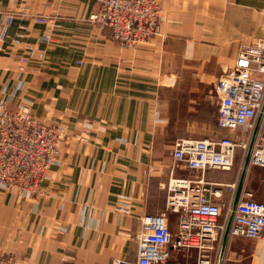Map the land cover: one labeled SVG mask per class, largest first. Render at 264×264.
<instances>
[{
  "label": "crops",
  "instance_id": "obj_1",
  "mask_svg": "<svg viewBox=\"0 0 264 264\" xmlns=\"http://www.w3.org/2000/svg\"><path fill=\"white\" fill-rule=\"evenodd\" d=\"M157 1L166 18L161 33L130 50L91 22L97 0H54L52 7L50 0H0L1 8L29 6L58 24L37 74L4 75L21 54L7 42L0 57V98L11 109L29 106L47 124L67 130L39 198L0 193V246L16 264L136 261L141 217L167 213L172 178L200 176L175 166L176 141L244 139L241 131L218 128L215 87L240 47L264 37V0ZM21 24L28 29L21 31ZM19 32L23 46L47 28L18 19L9 33ZM238 159L231 171L205 174L221 193L212 201L226 204L234 196L236 203L249 192L264 202V168L240 171ZM168 219L176 232L178 216ZM223 250L220 264H264V241L232 238ZM169 264H196V253L173 251Z\"/></svg>",
  "mask_w": 264,
  "mask_h": 264
},
{
  "label": "built area",
  "instance_id": "obj_2",
  "mask_svg": "<svg viewBox=\"0 0 264 264\" xmlns=\"http://www.w3.org/2000/svg\"><path fill=\"white\" fill-rule=\"evenodd\" d=\"M50 0L48 7H52ZM98 9L90 20L110 31V38L120 48L137 50L161 33L165 14L157 0H97ZM18 19L43 25L47 32L34 44L21 45L24 34L10 36ZM21 31L28 27L19 26ZM58 24L52 16L33 11L29 6L16 10L0 7V57L7 50L21 49L15 68L3 69L5 76L14 70L18 75L37 74L39 63L55 43L53 33ZM219 100L218 128L244 139L222 137L219 140L178 139L173 149L175 166L184 165L198 171L197 178H172L168 185L167 213L141 217L136 236V261L115 259L112 264H169L171 253L195 252L196 264H220L223 243L232 238L264 241V202L246 192L238 201L234 196L226 204H217L211 196L221 197L205 181L209 171H231L238 159L240 171L264 168V37L242 45L232 68L224 72L215 87ZM86 130V129H85ZM87 131V130H86ZM86 134L84 130L81 132ZM67 137L64 125L47 124L36 117L29 106L11 109L0 98V193L22 198H39L52 166L61 155V142ZM239 152V157H237ZM237 184L229 185L230 192ZM61 208L66 206L65 194ZM168 214L178 216V229L172 232ZM226 214V215H224ZM0 246V264H16L14 257Z\"/></svg>",
  "mask_w": 264,
  "mask_h": 264
},
{
  "label": "water",
  "instance_id": "obj_3",
  "mask_svg": "<svg viewBox=\"0 0 264 264\" xmlns=\"http://www.w3.org/2000/svg\"><path fill=\"white\" fill-rule=\"evenodd\" d=\"M237 201H238V198H237ZM237 201H236V202H237Z\"/></svg>",
  "mask_w": 264,
  "mask_h": 264
},
{
  "label": "rangeland",
  "instance_id": "obj_4",
  "mask_svg": "<svg viewBox=\"0 0 264 264\" xmlns=\"http://www.w3.org/2000/svg\"><path fill=\"white\" fill-rule=\"evenodd\" d=\"M224 215H226V214H224Z\"/></svg>",
  "mask_w": 264,
  "mask_h": 264
}]
</instances>
